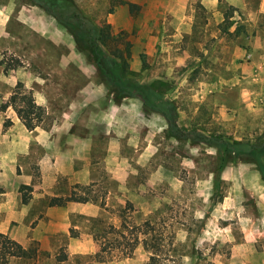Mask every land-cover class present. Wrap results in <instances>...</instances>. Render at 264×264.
Segmentation results:
<instances>
[{"label":"rangeland","instance_id":"374dc122","mask_svg":"<svg viewBox=\"0 0 264 264\" xmlns=\"http://www.w3.org/2000/svg\"><path fill=\"white\" fill-rule=\"evenodd\" d=\"M74 1L87 26L110 24L115 38L106 43L123 50L129 76L155 84L176 105L175 121L195 132L172 136L139 96L116 97L78 46L75 33L86 47L80 28L73 34L33 0H0V106L22 81L46 108L30 130L8 106L0 132L18 144L39 135L48 164L68 169L73 157L85 181L63 191L64 177L55 188L96 199L69 200V231L38 241L35 264H264L256 252L264 250V178L239 157L218 172L222 152L209 138L264 135V0ZM121 214L147 237L161 235L158 260L143 243L96 260L94 235L120 227ZM71 227L79 234L70 245Z\"/></svg>","mask_w":264,"mask_h":264},{"label":"trees","instance_id":"16d2710c","mask_svg":"<svg viewBox=\"0 0 264 264\" xmlns=\"http://www.w3.org/2000/svg\"><path fill=\"white\" fill-rule=\"evenodd\" d=\"M33 1L60 20V22L73 34V27H78L82 30V39L84 43H86V47L82 46V43H80L75 33L74 35L78 46L81 49L85 48L87 50V57L95 63L101 76L111 84L112 92L116 97L139 96L146 107L164 116L167 122V130L172 136L177 138H188L195 132V130L192 131L181 127L175 121L176 105L173 101L164 98L162 92L159 91L155 84L146 82L141 83L129 76V65L128 61L125 59L123 50L118 48V53H115L116 49H113L109 43H106L107 38H115L111 33L109 23L100 26L93 22L87 26L86 21L89 18L80 11L74 0ZM128 4L131 8L136 6L133 2H128ZM126 45L128 49L130 45L129 42H126ZM117 54L119 55L117 56ZM10 105L14 108L24 125L30 130L40 125L46 116V108L44 105L37 102L31 90H29L22 81L16 83L8 101L0 106V111L5 110ZM10 122L4 125L7 126ZM209 138L218 142L222 152L218 172H220V169L227 160L239 157L245 161L255 163L264 178V135L262 139L255 141H232L220 137ZM31 190V185L22 184L20 186L23 202L29 201ZM71 199L96 200L89 197V195L80 194L76 189H73L70 194L65 196H51L48 200V204L65 205ZM100 204H105L103 196ZM143 225H147L151 229V232L156 229L149 221H145ZM70 234L71 236H77L79 233L74 227H71ZM141 234H143V236H141ZM147 234L148 229L139 230V228L132 227V225L130 227L126 222V217L123 216L120 227L109 224L103 228L100 235H94L96 239L100 240L101 244V250L96 252L95 258L98 261L107 260L109 257L105 254H111L114 251H120L124 255L129 254L139 243H143L147 249L152 251L151 259L158 260V250H160V241L162 237L156 234L147 237ZM39 253L40 247L37 241L31 242L29 245H24L10 234L0 231V264H8L12 257L30 259L33 260V264H35V260Z\"/></svg>","mask_w":264,"mask_h":264},{"label":"crops","instance_id":"0c3cea01","mask_svg":"<svg viewBox=\"0 0 264 264\" xmlns=\"http://www.w3.org/2000/svg\"><path fill=\"white\" fill-rule=\"evenodd\" d=\"M25 141L18 144L16 137L0 132V231L10 234L24 245L35 240L44 247L58 230L69 231V212L75 205V201L65 205H49V198L61 195V189L64 191L74 182H84L86 174L74 171L73 157L69 159L68 169L61 168L58 161L51 160V164H48L45 154L47 144L42 142L39 135ZM64 177H67V186L55 188ZM22 184L32 186L28 202L22 200ZM246 238L249 242L250 237ZM76 240L70 236V245ZM253 250L249 249L250 252ZM256 252L264 260V250L257 249ZM8 264L27 263L25 258L12 257Z\"/></svg>","mask_w":264,"mask_h":264}]
</instances>
